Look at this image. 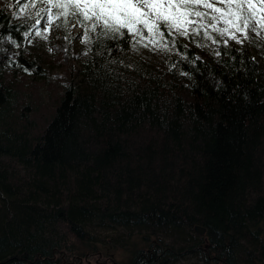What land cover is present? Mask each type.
<instances>
[{"label": "trees", "instance_id": "trees-1", "mask_svg": "<svg viewBox=\"0 0 264 264\" xmlns=\"http://www.w3.org/2000/svg\"><path fill=\"white\" fill-rule=\"evenodd\" d=\"M46 9L0 0V264L78 263L99 254L94 226L128 229L113 241L127 259L109 264H179L187 249L173 243L196 224L203 237L187 247L204 258L264 264L259 35L225 44L208 27L165 32L157 46L147 29L117 39L98 29L86 42L80 21L57 17L85 49L61 78L24 53ZM27 77L53 80L46 102L25 98Z\"/></svg>", "mask_w": 264, "mask_h": 264}, {"label": "snow or ice", "instance_id": "snow-or-ice-1", "mask_svg": "<svg viewBox=\"0 0 264 264\" xmlns=\"http://www.w3.org/2000/svg\"><path fill=\"white\" fill-rule=\"evenodd\" d=\"M57 9V17L71 15L85 26L83 33L90 42L91 32L110 39L124 36L127 30L143 38L144 29L159 46L165 32L179 36L207 34V28L220 36L230 34L243 43L252 33L264 32V0H42ZM20 0H17L19 5ZM34 5L35 0H32ZM29 5H24L28 7ZM11 7V5H9ZM23 11V9H21ZM51 11V9H46ZM207 21V23H205ZM90 26V27H89ZM189 29L191 32H189ZM203 30V33H202ZM237 34H240L237 39ZM159 37L160 41L156 38ZM227 44V40H224ZM148 47V44H145ZM167 49V45H163ZM219 55V53H216Z\"/></svg>", "mask_w": 264, "mask_h": 264}, {"label": "rangeland", "instance_id": "rangeland-1", "mask_svg": "<svg viewBox=\"0 0 264 264\" xmlns=\"http://www.w3.org/2000/svg\"><path fill=\"white\" fill-rule=\"evenodd\" d=\"M47 9H51V11H46L45 18L41 22H38V25L30 33L27 34L26 41L23 44V48L25 51L24 53L38 55L39 58H41L44 63L48 65V67H50L52 76H58L62 78L65 74V63H68L69 59H72L76 64L78 56L83 53L85 49L79 36L75 37L71 45L66 42V38L63 33V27L58 23V18L55 15L52 6L47 4ZM205 23H207V21H205ZM72 25L73 26L71 33L80 32V28L75 23H72ZM258 35L264 45V32H261ZM223 37L228 42H237V40H233L230 34L226 33ZM239 37L240 34H237V39H239ZM15 52V48H10L8 49L7 54L13 57ZM15 79L19 80V77H17L16 75ZM22 79H24L26 83L24 85V96L27 100H29L30 95H32V102H34L33 105H35L38 100L42 102L47 101V98H49V85L51 83L52 85H54L53 80H49V82H43V80H40L41 83L31 85L32 81L28 77ZM55 81H57V79ZM126 230L128 229L121 227H117L116 229H105L97 226L91 227V231L95 233L100 239L99 254H90L87 256L82 255L81 258L78 259V263L76 261V263L74 264H109L111 259L115 261L126 260L127 254L124 253L121 249L113 247L114 238H117L119 234L126 236L128 233ZM189 232L191 234L189 237L188 235H186V241H184V239H179L180 241H175L173 243V247H179V245H181V249H187L185 251H181L180 249V257L178 258L177 263L215 264L213 259L204 258L198 248L187 247L188 245L192 244V241H197L198 239L203 237V233L197 232L195 228L189 230ZM134 236L135 235L133 234L132 237ZM164 240L169 244H172L173 242L172 238L168 236H166ZM69 258V260H71L72 256H70ZM240 262L241 264H243L242 259H240Z\"/></svg>", "mask_w": 264, "mask_h": 264}, {"label": "water", "instance_id": "water-1", "mask_svg": "<svg viewBox=\"0 0 264 264\" xmlns=\"http://www.w3.org/2000/svg\"><path fill=\"white\" fill-rule=\"evenodd\" d=\"M194 228H195L196 231L199 232V233H203V232L205 231V227L202 226V225H199V224H196Z\"/></svg>", "mask_w": 264, "mask_h": 264}]
</instances>
